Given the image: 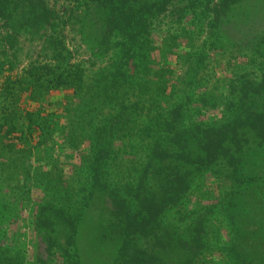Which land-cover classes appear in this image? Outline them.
Wrapping results in <instances>:
<instances>
[{"label":"rangeland","instance_id":"374dc122","mask_svg":"<svg viewBox=\"0 0 264 264\" xmlns=\"http://www.w3.org/2000/svg\"><path fill=\"white\" fill-rule=\"evenodd\" d=\"M239 2L244 10L251 7L255 12L264 11V0ZM49 7L65 24L69 16L67 10L78 14L81 8L77 0H51ZM207 14L195 26L191 25L190 13L185 19L172 8L153 16L144 57L125 62L122 72L127 81L109 97L103 87L98 89L97 86L102 81L101 76L112 69L110 58L115 53L104 49L97 51L86 35L89 27L81 30V23L76 19L69 21L64 28L59 23L57 28L63 31L72 64L79 65L81 71L80 89L75 93L68 83V76L73 72L70 65L55 69L54 63L41 61L42 38L39 36L43 31L35 32L22 22L0 20V60L5 62L0 69V194L6 192L11 198V206L16 208L15 219L8 221L6 228L12 239L16 236L13 250L20 252L24 264H37L36 252L42 260L47 256L42 241L35 237L32 240L31 212L34 208L41 204H69L74 209L88 196L81 191L87 182L89 163L83 159L89 154L92 139L86 134L80 135L81 129L82 133L85 129L79 119L85 115L83 106L93 97L96 104L94 115L100 114L97 120H103V116L110 112L119 122L113 158L101 165L106 191L96 193L89 207L84 209L85 222L80 229L77 250L76 245L59 236L48 264H112L116 245L111 247L101 238L102 232L110 229L114 220L107 208L108 199L112 190L117 195L124 194L125 191L118 189L125 185L135 189L142 174L145 146L149 145L148 142L141 145L133 139L146 123V113L135 117L141 113L139 109L133 110L135 104L138 108L146 104L158 93L156 88L163 84L168 88V99L161 100L162 112L180 108L179 126L197 124L207 127L233 116L239 96L236 76L253 69H245L240 55L231 54L224 37L215 40L211 34L213 17ZM2 37L16 38V42L10 45V41ZM36 61L45 64L51 72L29 75L28 65ZM58 76L61 79H56ZM197 83L199 89H196ZM138 86L146 89L143 91ZM29 93L36 95L35 102L26 104L21 98ZM200 95L205 102L199 99ZM158 110L154 109L151 115H157ZM28 113L34 114L36 125L42 131L28 123ZM74 113L80 117L70 120L69 114L74 117ZM23 122L25 126L20 127ZM129 127L132 136L128 135ZM40 142H46L41 146L42 150L52 148L47 151L48 155L40 153ZM253 145L254 150L247 154L246 170L242 164L241 167L242 173L246 172L248 177L252 174L257 180L241 185L221 180L218 176L214 179L206 176L205 179L198 171L192 170V185L182 203L167 210L162 217L163 227L181 238H188L192 226L200 220L203 222L206 250L200 264H229L225 250L236 238H239L237 245L247 253V258H251L254 264H264V178H258L259 174L264 175V144L259 148L256 143ZM75 252H78L77 261ZM165 263L176 264V261L171 258Z\"/></svg>","mask_w":264,"mask_h":264},{"label":"trees","instance_id":"16d2710c","mask_svg":"<svg viewBox=\"0 0 264 264\" xmlns=\"http://www.w3.org/2000/svg\"><path fill=\"white\" fill-rule=\"evenodd\" d=\"M50 1L0 0V20L8 23L22 22L26 27L35 29V32L43 31L39 36L42 38L41 61L54 63L55 69L70 65L73 72L68 76V83L75 93L80 89L81 71L79 65L72 64L63 31L57 28L59 23H62L64 28L69 21L76 19L81 23V30L90 28L86 35L90 37L97 51L104 49L116 54L110 58L112 69L101 76L102 81L97 86L98 89L103 87L108 97L115 95L118 86L121 87L122 83L127 81V76L122 72L126 66L125 62L144 57L150 19L166 13L169 8L184 15L185 19L186 14L190 13L191 25L194 26L201 23L202 17L210 13L213 17L211 34L215 40L224 37L231 48V54L240 55H236V60L240 58L245 69H253L236 76L239 96L233 116L219 124L207 127L197 124L189 127L181 124L179 126L180 108L162 112L161 100L168 99V88L163 87V84L162 87L156 88L158 93L150 97L146 104H141L139 108L138 104L133 106V110L139 109L141 112L135 115L136 118L146 113V123L138 129L133 139L138 140L141 145L144 142L149 145L145 146L142 174L135 189L125 185L124 188L118 189L125 191L124 194L117 195L112 190L111 199H108L107 208L114 220L109 225L110 229L102 232L101 238L111 247L116 245L112 264H166L165 260L171 258L176 264H200V258L206 250L203 222H196L188 233V238H181L163 227L162 217L167 210L177 208L182 203L192 185V170L198 171L205 179L206 176L213 179L218 176L221 180L241 185L257 180L252 174L248 177L246 172L242 173L241 164L246 170L247 154L254 150L253 143H256L258 148L264 144L263 9L255 12L248 7L244 10L239 6V0H77L81 12L75 14V11L68 9L69 16L65 24L62 18L55 16L54 10L50 9ZM81 13L84 15L79 18ZM2 39L10 41V45L16 42V38ZM204 47L205 44L203 49ZM211 47L213 48V44ZM4 63L0 60V69ZM40 71L47 72L46 74L51 72L39 61L29 63V75ZM56 79L61 78L58 76ZM138 88L143 91L146 89L144 86ZM199 88L197 83L196 89ZM35 96L29 93L21 99L26 104L29 101L33 103ZM200 97L199 99L205 102L203 96ZM94 101L93 97L83 106L85 115L79 119L80 125L85 129L83 133L81 129L80 135L86 134L92 139L91 148L87 151L89 154L83 159L89 163L86 167L87 182L81 191H85L88 196L74 209H71L69 204H41L34 208L31 212L32 240L34 237L41 240L47 253L46 259L42 260L36 252L37 264H48L52 258V249L57 247L59 236L67 238L71 245L77 244L81 226L85 222L84 209L89 207L96 193L106 191L107 183L106 179H103L101 165L113 158V145L119 122L110 112L103 116V120H97L100 114L94 115ZM157 108V115L152 116V111ZM33 115L28 113V123L36 125ZM79 117L76 113L74 117L69 114L70 120ZM131 122L132 120L129 123ZM24 126V122L20 123V127ZM36 126L42 131L40 126ZM128 129V135L132 136V128ZM45 143L40 142L38 148L40 153L48 155L47 151L52 148L42 150L41 146ZM40 153L38 152V156ZM258 178L262 180L264 175L261 173ZM2 196L0 194V264H24L20 252L13 250L16 236L14 235L16 240L12 239L6 228L10 220L15 219L14 213L17 211L15 206H11L9 195L5 192ZM238 241L239 238H236L234 243L226 247L229 264H254L251 258L246 257L247 253L241 251L237 245ZM75 258L77 261L78 252H75Z\"/></svg>","mask_w":264,"mask_h":264}]
</instances>
